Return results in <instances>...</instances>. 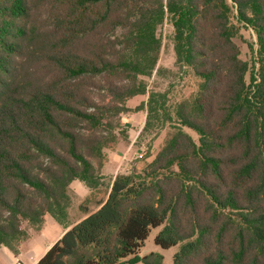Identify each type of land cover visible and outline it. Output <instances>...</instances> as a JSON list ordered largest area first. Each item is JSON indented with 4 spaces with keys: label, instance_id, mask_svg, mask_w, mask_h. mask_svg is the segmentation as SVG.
I'll use <instances>...</instances> for the list:
<instances>
[{
    "label": "trees",
    "instance_id": "1",
    "mask_svg": "<svg viewBox=\"0 0 264 264\" xmlns=\"http://www.w3.org/2000/svg\"><path fill=\"white\" fill-rule=\"evenodd\" d=\"M153 3L0 0V248L19 253L24 223L38 232L46 216L64 220L74 180L102 185L109 139L97 132L108 106L91 97L94 80L117 100L138 94L113 81L145 73L142 59L158 50L153 25L166 12L176 62L202 80L175 110L197 141L177 127L144 169L117 174L99 208L36 264H164L156 253L138 256L157 227L156 246L182 243L171 264H264V0ZM233 10L256 36L250 64L232 41ZM118 26L122 50L106 35Z\"/></svg>",
    "mask_w": 264,
    "mask_h": 264
},
{
    "label": "rangeland",
    "instance_id": "2",
    "mask_svg": "<svg viewBox=\"0 0 264 264\" xmlns=\"http://www.w3.org/2000/svg\"><path fill=\"white\" fill-rule=\"evenodd\" d=\"M151 1L153 3L155 0ZM153 6L156 5L153 3ZM230 21L234 28L232 41L239 49V58L250 64L257 49L256 36L250 28L236 19L235 10ZM105 29L107 28L102 27L100 30ZM124 33L125 30H122L121 26L114 31L106 32L108 40L115 42L116 50L126 47L121 41ZM153 34L154 40L158 42V50L154 53L150 52L149 57L142 59L143 66L146 67L143 69L145 73L135 75L133 80L122 77L113 81V86L120 89L127 84L134 85L138 94L117 100L109 91L112 89L111 86L104 81L94 80L98 88L93 89L91 97L96 103L108 106L97 132V135L109 139L104 150L108 157L107 163L98 176L102 185L92 190L81 181L74 180L68 188L70 202L64 220L58 221L49 216L39 233L24 223V227L29 232L27 240L23 242V244L27 243L22 256L24 264H31L43 250L50 247L66 225L76 224L98 209L99 203L106 200L115 175L144 169L177 127L197 141L198 136L193 131L178 124L175 110L182 103L186 105L192 103L202 80L194 74L191 67L176 62L174 29L171 17L166 12L161 21L153 25ZM153 46L155 43L152 49ZM257 67L258 65L255 64V68ZM118 108H124V111L115 115ZM160 229L161 227H157L150 231L138 256L156 253L162 256L164 264H171L173 255L182 243L165 250L156 246L153 240ZM23 244H21L22 248ZM0 264H8V262L0 259Z\"/></svg>",
    "mask_w": 264,
    "mask_h": 264
},
{
    "label": "crops",
    "instance_id": "3",
    "mask_svg": "<svg viewBox=\"0 0 264 264\" xmlns=\"http://www.w3.org/2000/svg\"><path fill=\"white\" fill-rule=\"evenodd\" d=\"M105 155H106V153H105ZM107 155H106V158H105V162H104V165H103V167H102V169L106 166V163H107ZM101 169V170H102ZM116 176V175H115ZM115 176H114V178H115ZM99 206H100V203H99ZM99 208V207H98ZM97 210V209H96ZM95 210V211H96ZM49 216H46L45 217V219H44V224H43V226H42V228L38 231V233L44 228V226H45V224H46V218H48ZM74 224H68V225H66V226H68V228H63L60 232H59V234L57 235V237L54 239V241H53V243H52V245L63 235V233L65 232V231H67V229H69L71 226H73ZM27 240V239H26ZM30 243V242H29ZM28 243V244H29ZM23 244V243H22ZM51 245V246H52ZM50 246V247H51ZM50 247H48L47 249H45V250H43L42 251V253L31 263V264H36L37 263V261L43 256V254L50 248ZM27 248V243L25 244H23V248L21 247V245H20V249H19V253L18 254H13V253H11L10 251H8L7 249H5V248H0V259H4L5 261H7L8 262V264H13V262H15L16 260H19L22 264H24V262H23V259H22V256H23V253L25 252V249ZM13 258V259H11V258Z\"/></svg>",
    "mask_w": 264,
    "mask_h": 264
},
{
    "label": "built area",
    "instance_id": "4",
    "mask_svg": "<svg viewBox=\"0 0 264 264\" xmlns=\"http://www.w3.org/2000/svg\"><path fill=\"white\" fill-rule=\"evenodd\" d=\"M13 264H22L19 260H16L15 262H13Z\"/></svg>",
    "mask_w": 264,
    "mask_h": 264
}]
</instances>
